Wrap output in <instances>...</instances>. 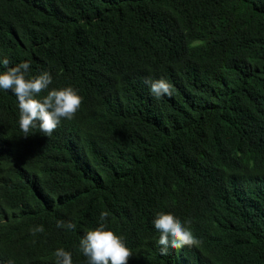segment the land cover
<instances>
[{
  "label": "trees",
  "instance_id": "trees-1",
  "mask_svg": "<svg viewBox=\"0 0 264 264\" xmlns=\"http://www.w3.org/2000/svg\"><path fill=\"white\" fill-rule=\"evenodd\" d=\"M3 58L82 104L24 137L0 89V264H88L101 212L128 264H264V0H0ZM159 213L199 243L161 254Z\"/></svg>",
  "mask_w": 264,
  "mask_h": 264
},
{
  "label": "clouds",
  "instance_id": "clouds-1",
  "mask_svg": "<svg viewBox=\"0 0 264 264\" xmlns=\"http://www.w3.org/2000/svg\"><path fill=\"white\" fill-rule=\"evenodd\" d=\"M7 58L0 59V64L9 65ZM30 62L7 67L6 71L0 72V89L11 90L17 97L19 108V127L24 137L32 134L31 130L36 127L39 132L51 137L61 124L62 120H72L82 104V97L72 87L51 88L53 77L45 71L40 75L28 79ZM151 94L157 100L174 94V86L166 79L146 80ZM47 92L40 97V93ZM108 219L106 212H101L99 227L87 231L80 241V248L88 258V264H128L133 256L125 241L104 223ZM154 227L160 236L157 243L161 246V254L167 255L169 246L180 250L185 246L192 247L199 241L188 230L184 223L171 213H159L153 220ZM57 228L74 229L75 224L71 221H57ZM43 232L39 227L33 231ZM56 264H73L71 253L63 248L56 250Z\"/></svg>",
  "mask_w": 264,
  "mask_h": 264
}]
</instances>
